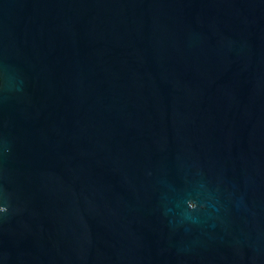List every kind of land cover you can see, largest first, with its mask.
<instances>
[{
  "label": "water",
  "instance_id": "obj_1",
  "mask_svg": "<svg viewBox=\"0 0 264 264\" xmlns=\"http://www.w3.org/2000/svg\"><path fill=\"white\" fill-rule=\"evenodd\" d=\"M0 264H264V0H0Z\"/></svg>",
  "mask_w": 264,
  "mask_h": 264
}]
</instances>
